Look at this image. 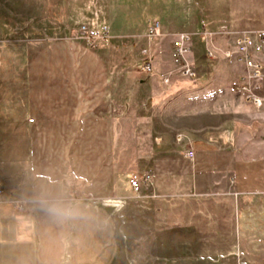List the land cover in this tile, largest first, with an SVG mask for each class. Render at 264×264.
<instances>
[{
	"label": "crops",
	"instance_id": "crops-1",
	"mask_svg": "<svg viewBox=\"0 0 264 264\" xmlns=\"http://www.w3.org/2000/svg\"><path fill=\"white\" fill-rule=\"evenodd\" d=\"M66 2L0 0L12 14L10 23H0L12 43L5 59L0 46V94L11 103L9 122L0 124V264H71L59 257L67 234L54 243V230H68L72 216L81 229L86 214L107 231L116 223L138 243L149 237L151 250H168L160 255L167 262L257 264V240L264 241L263 135L244 145L230 129L220 131L217 146L192 148L191 161L177 149L152 152L139 170L148 177L141 196L117 193L112 122L130 78L115 50L124 39L111 30L107 45L91 48L70 38V26L95 30L104 19ZM256 114L253 122H264V110ZM106 196L125 203L117 210L102 203Z\"/></svg>",
	"mask_w": 264,
	"mask_h": 264
},
{
	"label": "rangeland",
	"instance_id": "rangeland-1",
	"mask_svg": "<svg viewBox=\"0 0 264 264\" xmlns=\"http://www.w3.org/2000/svg\"><path fill=\"white\" fill-rule=\"evenodd\" d=\"M74 2L75 6L80 7L81 15L86 14L95 20L104 19L94 29L99 31L106 28L109 37L107 43L100 37L88 40L78 32L79 24L68 28L70 38L82 39L91 48L107 45L113 37L111 32L124 39L122 44L117 41L115 50V55L123 58L127 65L130 78L128 94L124 96V90L122 97L125 104H121L122 98L118 100L120 103L116 105L118 109L112 122L114 186L117 193L127 191L134 197L141 196L140 184L145 180V175L138 174L152 152L177 149L191 161L194 149L217 146L219 132L229 129L237 134L235 141L244 142V145H248L249 138L259 133L264 139V122H253L257 120L256 111L264 110V99L252 102L236 90L242 65L226 55V51L233 48L237 34L264 29L261 27L264 24V0ZM7 5H10L9 2ZM0 9V23H10L11 11L2 4ZM152 20L159 23L157 34L147 32ZM181 31L191 36L190 50L185 53V58L195 70L192 76L182 73L180 63L172 53L173 40ZM0 36L6 39L0 42L5 59L10 54L11 31H1ZM259 58L264 68V52L259 54ZM146 61L151 67L149 70L144 67ZM9 66V63L3 62L1 71L8 72ZM139 77L144 79L139 80ZM148 101L151 105L146 107ZM10 109L9 95L0 94V124L9 122ZM189 149L192 150L191 156L185 153ZM133 174L139 176L137 188L130 181ZM146 178L148 180L147 175ZM0 188V201H3L1 180ZM101 201L117 210L125 203L122 196H106ZM18 203L23 207L21 201L14 200L16 211L19 210ZM130 217L136 219L135 215L131 214ZM113 227L114 231L102 229L100 221L94 223L91 216L86 214L80 229L72 216L68 221V230H54V243H61L60 234H67V243L60 259L68 260L71 264H205L190 259L162 260L160 255L168 253L166 248L156 247L161 253L151 250L149 237L138 243L134 235L127 236L119 231L116 223ZM132 234L136 236V233ZM257 243V264H264V245H261L264 241L259 237ZM115 246H118V253L116 248L113 253ZM90 248L92 262H89ZM189 250L195 254L193 249Z\"/></svg>",
	"mask_w": 264,
	"mask_h": 264
},
{
	"label": "built area",
	"instance_id": "built-area-1",
	"mask_svg": "<svg viewBox=\"0 0 264 264\" xmlns=\"http://www.w3.org/2000/svg\"><path fill=\"white\" fill-rule=\"evenodd\" d=\"M78 32L85 35L88 40L94 37H100L108 42L109 32L106 28L99 31L90 30L85 24L77 27ZM148 34H157L159 32V23L152 20L147 28ZM190 34L188 32H178L173 40V57L180 63L182 73L192 76L195 73L194 68L185 58V53L190 50ZM90 44H93L92 42ZM95 45V44H94ZM232 49L226 51L227 57L233 58L237 64L242 65V71L238 74L236 90L241 95L252 102H261L264 99V68L259 58V54L264 52V29L254 30L252 32H241L233 40ZM144 67L151 69L148 61ZM186 155L191 156L192 150H187ZM146 179V175L144 177ZM131 184L137 188L139 176L133 174L130 179ZM2 189L0 188V192ZM18 209H22V204L18 203Z\"/></svg>",
	"mask_w": 264,
	"mask_h": 264
}]
</instances>
